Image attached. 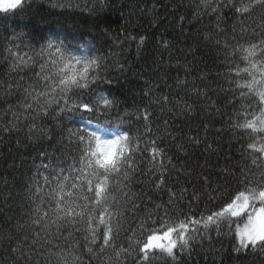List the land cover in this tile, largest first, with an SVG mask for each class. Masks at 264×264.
<instances>
[{
  "label": "trees",
  "instance_id": "obj_1",
  "mask_svg": "<svg viewBox=\"0 0 264 264\" xmlns=\"http://www.w3.org/2000/svg\"><path fill=\"white\" fill-rule=\"evenodd\" d=\"M249 2L219 0V11L212 12L200 0H26L22 9L0 13V264H64L60 257L68 254L70 264L133 260L117 259L111 249L89 253L85 224L63 222L47 230L32 224L29 185L34 186L37 169L57 159L67 167L79 158L81 146L70 140L68 129L74 125L54 112L37 121L33 131L31 121L14 119L33 69L13 71L5 48L13 43L38 47L42 38L53 37L73 45L91 43L106 57L96 90L115 101L112 118L122 117L123 126L140 137L138 167L127 181L110 182L109 203L124 213L123 228H135L147 213L157 212V205L161 217L165 210L173 218L207 215L243 187L242 170L254 182L264 172V165L252 164L248 134L234 128L239 104L232 103L225 75L230 65L245 66L234 49L264 38V6L243 15L235 10ZM153 147L162 150L166 166L160 188L155 187L160 171H149ZM169 190L183 199L169 205ZM132 203L140 207L132 209ZM36 232L40 239L33 243ZM234 232L235 224L231 231L226 224L219 232L213 228L175 260L157 254L152 264H264V251H234ZM126 239L121 230L117 243ZM92 247L99 251L98 245Z\"/></svg>",
  "mask_w": 264,
  "mask_h": 264
},
{
  "label": "snow or ice",
  "instance_id": "obj_2",
  "mask_svg": "<svg viewBox=\"0 0 264 264\" xmlns=\"http://www.w3.org/2000/svg\"><path fill=\"white\" fill-rule=\"evenodd\" d=\"M25 2L0 0V13L22 9ZM214 3L217 6L214 7ZM200 5L205 10L219 11V0H200ZM257 5L264 6V0H250L241 7H233L243 15L250 14ZM42 40L43 43L37 42L38 47L23 45L22 48L21 43H13L4 50L13 71L33 69L29 77L31 82L23 87L24 99L17 105L13 117L17 122L31 121L30 131L36 130V122L50 112L59 119L66 117L74 125V130L68 129L70 140L81 148L79 158L73 157L67 167L66 161L57 159L55 163H43L37 169L34 186L29 185L34 205L33 225L47 230L50 225H57L59 229L63 222L73 226L85 224L86 240L99 248L96 252L89 246V253L95 256L111 249L117 259L133 257L132 264H152L157 254L175 260L178 252L190 250L191 242L198 236L203 237L213 228L219 232L225 224L229 231L235 224L236 253L264 251V172L254 182L242 170L240 183L243 187L218 210L207 215L181 214L173 218L165 210L161 217L158 215L161 206L157 205V212L147 213L135 228H123L120 218L124 213L114 210L109 203L110 182H119L120 177L127 181L129 174L136 170V157L141 153L140 137L133 136L131 130L123 126L122 117L112 118L115 101L96 90L98 82L103 80L106 57L91 43L73 45L53 37ZM235 51L242 54L245 66L230 65L225 73L232 103L239 104L234 112V128L248 134L247 150L253 153L252 164L259 168L264 165V38L247 46H238ZM20 79L23 81L24 77ZM11 89L9 85L7 94H11ZM164 99L166 101L167 97ZM143 118L145 121L149 118L146 110ZM146 131L151 129L146 128ZM157 157L161 159L157 160ZM151 163L153 168L149 171H160L159 183L155 185L160 188L165 183L166 172L162 150L151 149ZM169 191V205L183 199L182 193L178 196ZM125 199H129L127 194ZM131 207L137 209L140 205L132 203ZM121 230L127 239L126 243L118 244ZM39 239L40 234L36 232L33 243ZM46 242L51 243L47 239ZM69 258L70 254L60 257L64 264H70Z\"/></svg>",
  "mask_w": 264,
  "mask_h": 264
}]
</instances>
